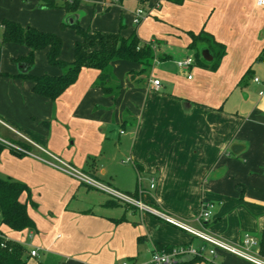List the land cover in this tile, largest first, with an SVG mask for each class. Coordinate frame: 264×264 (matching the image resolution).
Returning a JSON list of instances; mask_svg holds the SVG:
<instances>
[{"label":"crops","instance_id":"obj_1","mask_svg":"<svg viewBox=\"0 0 264 264\" xmlns=\"http://www.w3.org/2000/svg\"><path fill=\"white\" fill-rule=\"evenodd\" d=\"M43 1L0 0V24L9 20L56 34L62 40L60 59L71 62L78 37L69 26L61 27L70 18L64 1L54 0L57 7L49 9ZM77 1L91 7L90 12L84 4L87 17L77 20L81 27L124 38L135 33L154 58L149 67L112 61L109 73L120 86L115 96L97 86L96 70L83 69L50 101L34 94L31 82L15 77L24 69L12 59L29 50L0 44V130L3 139L29 153L23 159L13 154L16 159L1 148L0 159L15 165L8 178L29 188L33 205L27 212L35 226L32 231L0 226V233L27 249L26 264L31 259L33 264H147L154 251H164L160 246H200V240L161 218L44 163H56L51 155L231 245L239 246L244 235L257 241L264 231V5L258 0ZM137 9L145 16L134 24ZM201 31L224 46L218 67L207 70L194 62L179 68L177 61L194 60L202 48L189 47ZM28 73L62 71L39 51ZM234 145L237 154L231 152ZM204 203L212 205L210 215L198 222ZM31 251L36 256L30 257ZM194 259L186 256L177 264H252L223 253Z\"/></svg>","mask_w":264,"mask_h":264},{"label":"trees","instance_id":"obj_2","mask_svg":"<svg viewBox=\"0 0 264 264\" xmlns=\"http://www.w3.org/2000/svg\"><path fill=\"white\" fill-rule=\"evenodd\" d=\"M62 9L73 17L77 11L79 2L77 0H63ZM42 6L46 9L56 8L54 0H45ZM68 27L66 23L61 27ZM0 44H14L25 46L29 52L26 56L12 59V62L24 69L16 78L32 83V92L50 101L58 99L78 79L83 69H93L98 72L97 86L104 95H116L120 86L113 83L109 73L110 63L114 60H123L131 63L149 67L153 60V51L149 45H140L135 33L124 38L117 33H104L83 28L75 21L69 26L78 37L73 46V60L65 62L60 59L62 40L54 33L41 32L26 25L22 26L16 22L4 20L0 24ZM190 48L196 49L197 44L202 48L196 52L194 62L207 70H215L224 55V46L214 41L211 35L201 31L193 35ZM202 50H206L210 61H205ZM45 52L46 62L49 66L61 69L62 74L58 76L41 75L34 76L28 72L34 65V54ZM131 76V75H130ZM133 78V76H131ZM4 148L0 144V149ZM12 154L22 156L23 154L10 150ZM26 200L22 201V196ZM29 188L16 180L0 178V226H6L13 231L35 230L33 221L28 216L27 206L33 203L30 200ZM160 250L169 251L173 247H158ZM257 250L260 257L264 258V231L257 238ZM29 258L27 249L18 242L7 239L0 233V264H26ZM199 260L196 258L194 260Z\"/></svg>","mask_w":264,"mask_h":264},{"label":"built area","instance_id":"obj_3","mask_svg":"<svg viewBox=\"0 0 264 264\" xmlns=\"http://www.w3.org/2000/svg\"><path fill=\"white\" fill-rule=\"evenodd\" d=\"M258 5H264V0H258ZM144 16H145L144 11L142 9H137L134 13L133 23L138 24L144 18ZM193 63L194 60L193 58L190 57L176 62L179 68H189L190 66L193 65ZM261 63L264 65V60H262ZM254 82L258 83V79L257 78L254 79ZM152 86L158 88L159 81L153 80ZM0 144L3 145L4 147H8L9 150L15 151L17 153L29 154L26 150H24L20 146L5 139L0 138ZM50 157H52V159L56 161L55 164L50 163L48 161H43V162L90 188L105 192L113 200L121 202L128 206H132L137 210H139L140 212H146L156 217H159L168 224L184 232H187L192 237L201 241L199 247L176 246L169 251H154L151 254L150 261L147 264H177L180 260H182L183 257L186 256L205 259V258H214L221 253L236 256L252 264H264V258L260 257L258 254L257 241L252 237H250L249 235L243 236L239 246L231 245L221 239L211 236L210 234L204 231L190 227L189 225L181 221H178L170 216H167L161 213L160 211H157L156 209L150 208L130 195L121 193L119 191H116L112 188H109L107 186L98 183L90 176L82 173L81 171H78L74 167L57 159L56 157H53L51 155ZM152 187L153 185L151 184L150 188ZM211 208H212L211 204L204 203L197 221L198 222L207 221L210 215ZM34 256H36V251H31L30 257H34ZM121 264H130V263L123 262Z\"/></svg>","mask_w":264,"mask_h":264},{"label":"rangeland","instance_id":"obj_4","mask_svg":"<svg viewBox=\"0 0 264 264\" xmlns=\"http://www.w3.org/2000/svg\"><path fill=\"white\" fill-rule=\"evenodd\" d=\"M108 1V0H107ZM85 2V1H84ZM84 2H82V1H80L79 2V4H78V8H77V11H76V13L74 14V16L75 17H77L78 19V21H80L81 22V20L82 21H84L85 19H86V17L87 16H85V14H86V12H85V10L84 9H82V8H84L85 7V5H87V3L85 4ZM85 4V5H84ZM132 5V4H131ZM88 6V5H87ZM88 7H90V6H88ZM87 7V8H88ZM88 10H90V12H91V7H90V9H88ZM64 22H66V20L64 21ZM88 22V21H87ZM64 28V30H66L68 27L66 26V27H63ZM3 137H5L4 136V132L3 131H1L0 130V138H2L3 139ZM6 140V139H5ZM4 149H6V150H4L3 152H6V151H8L9 149H8V147H4ZM24 149V148H23ZM25 150V149H24ZM10 152V151H9ZM11 153V152H10ZM8 155H9V157H13V158H16L17 159V157H15V156H13V154L11 153V154H9L8 153ZM23 158H25L24 156H22V158L21 159H23ZM27 158V157H26ZM9 161V162H8ZM1 163H3V157L0 159V178H4V179H6V178H8V176L12 173V174H15V169H14V164L12 163V162H10V160H7L6 161V163L5 164H1ZM5 166V167H4ZM11 176V175H10ZM15 176V175H14ZM33 181V180H32ZM54 185H56V183L55 182H52ZM79 183V182H78ZM110 197V196H109ZM111 198V197H110ZM34 263V261H33V259H31V261H30V264H33Z\"/></svg>","mask_w":264,"mask_h":264},{"label":"water","instance_id":"obj_5","mask_svg":"<svg viewBox=\"0 0 264 264\" xmlns=\"http://www.w3.org/2000/svg\"><path fill=\"white\" fill-rule=\"evenodd\" d=\"M75 21H77V19H76L75 16H73V17H70V18L68 19L67 23H68L69 26H71ZM206 54H208V52H207L206 50H202V52H201V56H202V58H203L204 60H206V61H210V60H211V57L207 58V57H206ZM236 148H237L236 145H234V146L231 148V152H232L233 154H237Z\"/></svg>","mask_w":264,"mask_h":264}]
</instances>
